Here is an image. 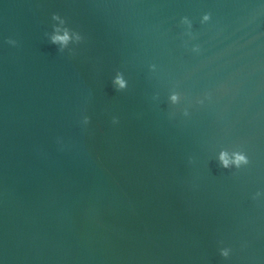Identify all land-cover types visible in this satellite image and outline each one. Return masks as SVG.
<instances>
[{"label":"water","instance_id":"water-1","mask_svg":"<svg viewBox=\"0 0 264 264\" xmlns=\"http://www.w3.org/2000/svg\"><path fill=\"white\" fill-rule=\"evenodd\" d=\"M0 264H264V0H0Z\"/></svg>","mask_w":264,"mask_h":264},{"label":"clouds","instance_id":"clouds-1","mask_svg":"<svg viewBox=\"0 0 264 264\" xmlns=\"http://www.w3.org/2000/svg\"><path fill=\"white\" fill-rule=\"evenodd\" d=\"M203 19H204V20H208V19H209L208 14H205V15L203 16ZM66 38H67V33H65V36H63V37H54V40H55V39L66 40ZM116 82L120 85V87H124V81L121 80L119 77H117ZM172 99L175 100L176 97L173 96ZM114 121H115V120H114ZM220 160H221V162H222V164H223L224 167H227V166H228L229 161H228V159L225 158V154H224V153H221V154H220ZM241 162L247 163V160H246L245 156H244L243 154H240V153H235V154H234V159H233L232 163H234V164H236L237 166H239V164H240ZM221 255H222V256H227V255H228V251L225 250V249H222V250H221Z\"/></svg>","mask_w":264,"mask_h":264}]
</instances>
